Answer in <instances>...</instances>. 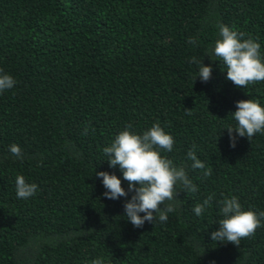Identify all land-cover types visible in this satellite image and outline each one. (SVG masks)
I'll use <instances>...</instances> for the list:
<instances>
[{
    "label": "trees",
    "instance_id": "16d2710c",
    "mask_svg": "<svg viewBox=\"0 0 264 264\" xmlns=\"http://www.w3.org/2000/svg\"><path fill=\"white\" fill-rule=\"evenodd\" d=\"M219 24L257 40L264 58V0H0V69L16 81L0 93V264H264V218L239 246L211 238L225 197L264 212V133L233 147L226 129L237 101L264 106V81L237 87L207 55ZM192 57L212 66L207 82ZM157 122L174 138L162 155L197 191L178 185L168 220L137 228L124 215L134 193L106 198L96 173L127 190L103 149L127 125L142 135ZM18 175L35 195L17 197Z\"/></svg>",
    "mask_w": 264,
    "mask_h": 264
},
{
    "label": "clouds",
    "instance_id": "9594fccd",
    "mask_svg": "<svg viewBox=\"0 0 264 264\" xmlns=\"http://www.w3.org/2000/svg\"><path fill=\"white\" fill-rule=\"evenodd\" d=\"M218 29L219 38L215 41L214 48L208 50L207 55L212 58L218 57L223 62L227 71L226 78L241 88L264 81L261 44L252 38L244 39L243 33H238L225 24H219ZM189 43L196 44V40L189 38ZM213 60L217 59L213 58ZM190 62L200 65L198 76L202 81L207 82L211 78V65H205L196 57H192ZM15 85L14 77L0 69V93L14 88ZM188 114L190 115L191 112L189 111ZM231 114L237 125L228 126L226 129L233 147L237 135L247 136L251 140L256 133H264V106L259 101L251 98L239 100L236 110ZM131 129L132 125H127L115 136L111 145L103 149L110 166L113 168L119 166L124 180L129 183V188L126 190L122 186L121 178L117 175L101 171L96 175L102 178L106 189L103 195L108 199H119L127 197L129 192L134 193L124 205V215L134 227H143L146 221L154 224L157 219L166 222L168 214L176 207L171 202L178 198L177 186H180L181 191L193 193L197 191V187L184 167L176 166L171 159L162 155L161 150L172 151L174 138L159 122L145 130L142 135ZM87 131L88 129L85 128L84 134H87ZM10 152L18 158H23L22 150L16 144L10 146ZM187 155L193 161L191 165L193 169L203 170L205 176L212 174V169L205 167V163L197 158L194 149H190ZM15 186L17 197L22 199L32 197L38 190V185L26 182L23 175L16 177ZM211 200L212 196H209L203 203L194 207L197 216L203 213ZM221 205L220 213L223 218L219 220L218 230L211 234L212 241L230 242L239 246L242 239L254 235L256 229L261 226L264 212L257 214L252 209L245 210L237 197H225ZM141 213L145 215L142 216ZM92 264H105V261L97 258Z\"/></svg>",
    "mask_w": 264,
    "mask_h": 264
}]
</instances>
